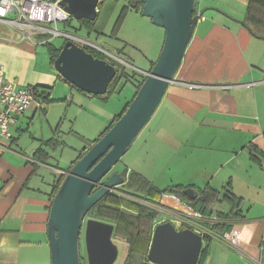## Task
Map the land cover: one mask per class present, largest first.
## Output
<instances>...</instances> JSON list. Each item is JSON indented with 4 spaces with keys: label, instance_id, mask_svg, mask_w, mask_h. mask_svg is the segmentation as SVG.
<instances>
[{
    "label": "crops",
    "instance_id": "crops-1",
    "mask_svg": "<svg viewBox=\"0 0 264 264\" xmlns=\"http://www.w3.org/2000/svg\"><path fill=\"white\" fill-rule=\"evenodd\" d=\"M240 1L245 10L239 18L213 6L221 0H213L212 6L206 8L208 15L198 8L203 16L195 26L175 75L176 82L169 84L159 104L160 111L154 116L158 106L137 136L143 154L139 169L143 172L126 168L155 190L163 191L177 185L193 190L208 185L216 189L211 184L214 176L227 165L232 167L219 191L224 192L226 187L241 200V216L225 222L229 227L226 232L215 234L211 229L220 223L215 213H229L231 208L224 203L217 204L214 214L204 218L171 195H161L158 205L148 202L174 216L188 210L201 216L202 224L216 235L210 244L208 264H264V156L260 155L264 152V103L259 104L258 97H264V0ZM158 29L162 35L163 29ZM38 46L0 24L4 81L14 89H49L51 96L50 103L44 106L40 103L42 98L36 96L35 103L9 126L11 139L0 137V264H51L47 221L58 181L129 102L119 112H109V123L98 137L87 140L82 149H74L69 166L67 162L62 167L60 162L51 165L52 152L64 148L68 139L59 125L54 130L49 123V108L55 101L52 92L57 85H66L70 96L75 92L91 104V99L106 103L111 94L94 98L76 89L53 68L48 51L47 63L39 58ZM153 63L150 61V67ZM134 73L133 81L128 82L134 87L133 97L135 79L142 75L139 71ZM118 88L115 92L119 94L122 87ZM61 101L66 102V114L72 99ZM95 108L99 110V104ZM38 115L47 125L36 131ZM26 135L29 143L22 141ZM60 135H65L62 140ZM221 154L228 157L219 164L215 155ZM201 167L206 173L199 180L202 187L190 177ZM110 194L118 192L115 189ZM163 218L156 217L154 226L166 221L177 226V219Z\"/></svg>",
    "mask_w": 264,
    "mask_h": 264
},
{
    "label": "water",
    "instance_id": "water-1",
    "mask_svg": "<svg viewBox=\"0 0 264 264\" xmlns=\"http://www.w3.org/2000/svg\"><path fill=\"white\" fill-rule=\"evenodd\" d=\"M141 15L164 31L160 53L121 117L93 143L64 175L54 194L47 221L51 264H82L80 236L87 264H114L118 248L112 241L114 225L86 218L106 195L125 183L113 167L151 120L169 84H174L195 26L203 16L197 0H137ZM103 0H61V7L76 21L95 22ZM53 68L66 82L92 96L105 95L117 75L116 68L95 58L71 40H65ZM194 87H200L196 85ZM183 194L195 200L197 193ZM203 237L166 221L154 226L147 260L151 264H198ZM211 252L204 264H208Z\"/></svg>",
    "mask_w": 264,
    "mask_h": 264
},
{
    "label": "rangeland",
    "instance_id": "rangeland-1",
    "mask_svg": "<svg viewBox=\"0 0 264 264\" xmlns=\"http://www.w3.org/2000/svg\"><path fill=\"white\" fill-rule=\"evenodd\" d=\"M127 2L128 0H103L102 4L97 9V19L94 24V30L92 31L88 30L84 26L82 27L79 22L74 19L69 24L67 23L68 21L66 23L58 24V30L91 41L94 44L110 51L117 57V59H111L109 57H104V59L108 63H112L116 70L117 68L124 67L125 72L128 75H132V73L138 71H146L150 68V61L155 62L158 57L162 46V38L164 39V31H162L161 35L159 31L157 32V30H159L158 27L153 25L149 18L142 16L141 13L129 9L124 15L123 22L117 36L111 37L110 35L112 28L114 27V23L120 15L122 9L128 5ZM212 4L213 0H198L197 9H202L201 11L208 15L209 12H206V8L208 6H212ZM213 6L222 8L237 18L244 15L245 5L240 0H221V3L216 2ZM64 40V37H56L53 40V43L56 46H61L64 43ZM38 53L39 58L47 63L48 55L46 48L41 45L38 46ZM120 86L121 85L119 84L118 87ZM66 88V85L58 84L56 89L52 92V97L55 101L49 108L48 116L52 129L55 130L59 125V130L68 134V139L65 141L66 146L52 152L54 158L49 160L51 165H58V162H60L59 166L61 167L62 164H65L66 162L69 166L70 159L75 156L74 149H82L84 147V143L88 144L87 140H93L100 135L103 129H105L104 127L109 123V118L107 117L109 112H119L120 109H123L126 103L133 99L135 91L131 83H125L122 85V89L119 94L115 92L117 90L116 89L114 93L110 95L106 103H102L100 100L91 99V104L87 101L88 99L78 96L75 92H72V95L70 96L65 90ZM66 97L68 99L71 98L72 102L70 103V107L67 109L66 114H64V110L67 105L66 102H62L61 99ZM92 97L97 98L98 96ZM258 97L259 104L264 103V97ZM96 104H99V110L95 108ZM118 108L119 110H117ZM160 108L161 107L159 106L154 116L160 111ZM46 125V120L38 115L36 121V131L38 128H44ZM64 136L65 135H60L61 140ZM139 138L140 136L137 138L135 143L130 146L126 154H124L119 162L113 167L112 172L125 168L133 171L141 170L139 168L142 162L143 154ZM24 140H26V143L30 142L27 135L22 137V141ZM205 157L209 159V155L207 153L205 154ZM227 157L228 155L226 156L223 154L215 155V160H218L217 163L222 164ZM211 162H213V160H211ZM205 168L208 169L207 166ZM205 168L201 167L198 169L197 173L190 176L193 178L194 182L201 185L200 187H202V184L199 180L201 176L206 174ZM231 168L232 167L230 165H227L218 174H216L211 182L212 186H214L217 190H221V187L227 182L226 175L232 171ZM141 171L143 172V170ZM155 172L156 169L152 170V174H150L154 176ZM119 195L120 193H118L117 196ZM119 197L127 198L135 202H141L149 208H155V206H152L147 202L140 201L132 197L125 195H121ZM130 215L131 214L129 213V216ZM91 216L92 213L90 211L87 217L90 218ZM188 218H190L188 215L183 214V220ZM103 221L108 222L109 220L104 219ZM112 241L118 248V256L114 264H123L127 251L126 242L123 238L117 237L115 231L112 234ZM81 255H84V246L81 248ZM83 264H87L86 260ZM148 264L151 263L148 262Z\"/></svg>",
    "mask_w": 264,
    "mask_h": 264
},
{
    "label": "trees",
    "instance_id": "trees-1",
    "mask_svg": "<svg viewBox=\"0 0 264 264\" xmlns=\"http://www.w3.org/2000/svg\"><path fill=\"white\" fill-rule=\"evenodd\" d=\"M127 3L128 5L122 9L120 15L114 23V27L112 28L110 35L111 37L117 36V33L121 28L124 15L127 10L132 9L138 13H141L142 4L140 2H138L137 0H128ZM72 20L73 19H70L67 23L69 24ZM78 22L82 27L84 26L90 31L94 30L93 28L95 22H89L86 20H81ZM43 45L46 47L49 53L51 63H53L54 59L57 57L60 49L62 48V45L56 46L54 45L53 41H49ZM82 48L87 53L92 54L93 57L105 60V56L98 53L97 51L88 47ZM152 66L150 67V70ZM134 74L135 73H132V75H128L125 72L124 67L117 68V75L109 84L107 94H112L118 88L119 84L121 85V88L123 84L132 82L135 76ZM139 77V79H135L136 92L140 88L142 82L145 80L144 75L139 74ZM35 89L39 92L38 93L36 91L37 96L42 98L40 101V103H42V106H44V104L47 105L48 103H50L51 96L49 89H41V92L39 91V89ZM130 102H128L122 112L118 116H116L115 120L109 125L105 132H107L112 127V125L121 117ZM96 141H94L93 143H95ZM255 150H257V147L254 146L253 151ZM260 155L264 156V152H261ZM80 157L81 156H79L77 159H79ZM251 158L255 160L254 156L252 155ZM116 172H119L124 177L127 176V179H125V183L122 186L116 188L117 192L122 195L138 199L140 201L158 205L159 197L161 195H171L174 196L183 205L193 209L194 211L199 212L204 218H209L214 214V208L217 204L224 203L230 206L231 209L229 213H215V218L220 221L219 224H216L211 228L215 234H221L223 232L228 231L229 227L226 226L225 222L236 220L238 217L241 216V200L235 197L226 187L224 188V192L216 190L210 187L209 185L204 187L203 189L194 188V191L197 193L198 196L195 200H190L183 194V190L185 189V187L183 186H170L165 188L163 191H158L151 187L147 181H145L141 176H139V174L133 172L129 173L128 169L126 168L118 170ZM63 178L64 176L59 179L54 193H56ZM90 211L92 213V218H95L100 221H103L104 219L109 220L108 222H104L113 224L116 236L125 240L127 245V251L123 264H148L147 253L151 242V236L154 227L153 223L158 215V212L155 209L146 207L141 202H135L127 198L119 197L117 196V194H108ZM129 213L131 214L130 216ZM212 239V236H203V248L199 257L198 264L205 263L207 256L209 255L210 244L212 242ZM85 260V256H82V264Z\"/></svg>",
    "mask_w": 264,
    "mask_h": 264
},
{
    "label": "built area",
    "instance_id": "built-area-1",
    "mask_svg": "<svg viewBox=\"0 0 264 264\" xmlns=\"http://www.w3.org/2000/svg\"><path fill=\"white\" fill-rule=\"evenodd\" d=\"M60 2L61 0H0V24L14 29L22 39L40 45L53 41L56 37H64L65 40H71L78 46L88 47L105 57L117 59L110 51L91 41L58 30V24L72 19L61 7ZM222 88L225 89L227 86ZM36 96L37 92L33 86L14 89L6 83L4 69L0 64V137L11 139L9 126L14 124L35 103ZM61 174L64 175L62 172ZM153 209L158 212L157 218L159 219L161 217L164 219V216L177 219L175 222L177 226L171 222L176 228L190 229L202 237L216 236L202 224L201 216L195 215L190 210L174 216L166 209L162 210L157 207ZM183 214L190 218L183 220Z\"/></svg>",
    "mask_w": 264,
    "mask_h": 264
},
{
    "label": "flooded vegetation",
    "instance_id": "flooded-vegetation-1",
    "mask_svg": "<svg viewBox=\"0 0 264 264\" xmlns=\"http://www.w3.org/2000/svg\"><path fill=\"white\" fill-rule=\"evenodd\" d=\"M87 218L88 217L86 216L85 219H87ZM90 218H92V217H90ZM93 219H95V218H93ZM82 246H83V237H82V231H81V236H80V255H81V248H82ZM83 256H85V255H83ZM81 257H82V255H81Z\"/></svg>",
    "mask_w": 264,
    "mask_h": 264
}]
</instances>
